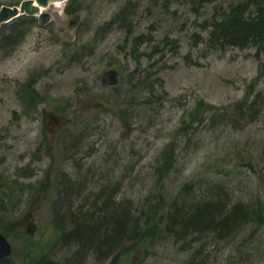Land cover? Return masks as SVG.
<instances>
[{"label": "rangeland", "instance_id": "374dc122", "mask_svg": "<svg viewBox=\"0 0 264 264\" xmlns=\"http://www.w3.org/2000/svg\"><path fill=\"white\" fill-rule=\"evenodd\" d=\"M189 1L63 0L43 9L47 25L3 27L23 31L0 50L3 264H110L75 248L72 215L107 201L138 215L151 194L170 204L190 189L187 201L210 192L263 217L220 241L150 239L122 264H264L262 56L210 39L213 21L243 0ZM113 69L121 82L110 88L102 77ZM169 153L174 169L158 186Z\"/></svg>", "mask_w": 264, "mask_h": 264}, {"label": "trees", "instance_id": "16d2710c", "mask_svg": "<svg viewBox=\"0 0 264 264\" xmlns=\"http://www.w3.org/2000/svg\"><path fill=\"white\" fill-rule=\"evenodd\" d=\"M194 1L197 0L189 2ZM219 19L212 31L213 41L219 44L218 46L257 47L259 55L262 56L260 76L264 78V0H243ZM19 20H23V23L29 22L31 26L37 21L35 17L25 15L18 17L17 21ZM110 24L111 22L108 26H111ZM4 26L7 24L0 28V49L12 45L13 41L23 36V31L19 29L13 34H4ZM15 26L20 27L21 24L17 22ZM261 110L264 111V105L259 112ZM243 112L244 121L249 120L248 123L253 124L258 120V112L242 108V115ZM170 148L174 149L171 143L165 149L166 156ZM168 157L169 161L162 165L166 174L160 176L158 186H162L161 182L166 180L174 169L170 164H175V159H170L171 153ZM191 190L186 191L187 194L181 193V196L174 198L170 204L166 203L167 198L162 191L159 195L151 194V198L147 199L148 203L143 205L138 215L131 213L128 207L107 201L86 215H72L70 226L73 225V230L67 237L71 238L72 244L79 248L80 253L99 250L102 255H111L110 264H122L132 252L146 245L150 239H183L187 235L198 233L206 234L207 239L220 241L237 234L248 222L263 217V210L251 212L241 204L229 210V202L224 199V195L218 194V198H212L210 192H202L201 196L187 201L186 198L193 193ZM152 197L158 199L157 202ZM180 234L183 237H180ZM8 260L9 258L4 259L0 264Z\"/></svg>", "mask_w": 264, "mask_h": 264}, {"label": "water", "instance_id": "95a60500", "mask_svg": "<svg viewBox=\"0 0 264 264\" xmlns=\"http://www.w3.org/2000/svg\"><path fill=\"white\" fill-rule=\"evenodd\" d=\"M58 1L63 0H24L20 6H3L0 9V27L23 15L38 17L41 25H47L51 21V15L42 10ZM102 82L110 88L117 87L120 83L119 72L114 69L106 71ZM11 254V243L7 236L0 231V261L9 258Z\"/></svg>", "mask_w": 264, "mask_h": 264}, {"label": "bare ground", "instance_id": "6f19581e", "mask_svg": "<svg viewBox=\"0 0 264 264\" xmlns=\"http://www.w3.org/2000/svg\"><path fill=\"white\" fill-rule=\"evenodd\" d=\"M193 3H194V2H193ZM193 3H192V4H193ZM57 4H58V3H57ZM193 5H194V4H193ZM235 6H236V5H235ZM235 6L233 5V6H231L229 9H231V8L233 9ZM196 8H198V7H196ZM196 8H195V9H196ZM216 21H217V20L213 21V23H212V25H211L212 28H211V31H210V39H211L212 41H213L212 31H213V29H214V24L216 23ZM218 21H220V19H219ZM218 21H217V22H218ZM6 24H8V23H6ZM3 25H5V24H3ZM3 25H2V26H3ZM2 26H1V27H2ZM1 27H0V28H1ZM2 49H3V48H2ZM0 50H1V49H0ZM261 64H262V61H261ZM119 74H120V73H119ZM102 78H103V77H102ZM120 82H121V76H120ZM102 83H103V82H102ZM119 84H120V83H119ZM201 107H202V104H201ZM194 109H195V111H196L195 113L200 112V110H201V108H199V107H195ZM2 261H3V260H2Z\"/></svg>", "mask_w": 264, "mask_h": 264}]
</instances>
